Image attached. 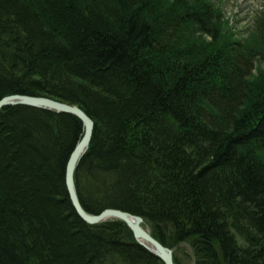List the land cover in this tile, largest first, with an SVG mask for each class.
I'll return each instance as SVG.
<instances>
[{"label":"trees","instance_id":"16d2710c","mask_svg":"<svg viewBox=\"0 0 264 264\" xmlns=\"http://www.w3.org/2000/svg\"><path fill=\"white\" fill-rule=\"evenodd\" d=\"M221 23L206 0H0V100L94 121L75 173L87 213L144 215L193 264H264V18L246 46ZM83 133L72 114L0 110V264H163L123 222L77 215L66 165Z\"/></svg>","mask_w":264,"mask_h":264},{"label":"water","instance_id":"95a60500","mask_svg":"<svg viewBox=\"0 0 264 264\" xmlns=\"http://www.w3.org/2000/svg\"><path fill=\"white\" fill-rule=\"evenodd\" d=\"M20 105L21 106L28 105L34 108L53 111L56 113L72 114L78 117L83 123L84 133L82 139L75 147L68 162L67 171H66V186H67L68 195L72 202V206L76 211L77 215L84 222H86L89 225H98L110 220H119L126 224V226L132 232L136 241H138L139 244H143L145 249H148L146 243L149 245L152 244V245L162 246L160 245L161 244L160 242L158 241L156 242L154 238L150 236V233L148 234L142 228L141 218L131 216L120 210H112V209L105 210L99 215H91L87 213L80 204L78 200V193L75 184V172L77 170V167L81 159L83 158V155L87 152L89 148L95 128L94 121L82 109L76 106H71L52 99L41 98V97H22V96L14 95V96L5 97L2 100H0V110L7 107L20 106ZM132 219L134 221H132ZM161 259L165 264H174L172 262V259L170 257H167V255L164 256L162 255Z\"/></svg>","mask_w":264,"mask_h":264},{"label":"rangeland","instance_id":"374dc122","mask_svg":"<svg viewBox=\"0 0 264 264\" xmlns=\"http://www.w3.org/2000/svg\"><path fill=\"white\" fill-rule=\"evenodd\" d=\"M174 1L172 0V2ZM210 1L213 2L212 5L215 6L221 18L222 23L219 31L223 33L225 39L227 41H241L246 46L247 44L244 43L248 41L244 40L252 36V31L255 29L254 20L257 12L264 9V0H208V3ZM253 47L261 50L262 45L256 44ZM253 75L256 79L258 77L264 78V56L257 59ZM187 264H193L192 256H188Z\"/></svg>","mask_w":264,"mask_h":264},{"label":"bare ground","instance_id":"6f19581e","mask_svg":"<svg viewBox=\"0 0 264 264\" xmlns=\"http://www.w3.org/2000/svg\"><path fill=\"white\" fill-rule=\"evenodd\" d=\"M208 2V0H206ZM211 3V4H210ZM210 5L213 4L212 1H210ZM218 5V4H216ZM213 6V5H212ZM214 9H215V6H213ZM216 10V9H215ZM217 14L219 15L218 11L216 10ZM256 19L254 21H256L258 18H264V12L263 10H260L257 12V15L255 17ZM195 38L199 39V41H203L206 39L207 41V35H205L203 33V27L199 26L197 27L196 31L194 32V35L190 34V37L188 38V40L191 42L192 40L195 41ZM209 39V38H208ZM218 46V45H217ZM257 62V60L255 61V63ZM255 63H254V69L253 71L255 70ZM253 71H252V75H253ZM22 97H32V96H22ZM21 106V105H20ZM23 106H28V105H23ZM28 107H32V106H28ZM85 155V154H84ZM83 155V157H84ZM69 162V161H68ZM68 166V163L67 165ZM66 171H67V167H66ZM77 190V189H76ZM78 200L80 202V196L78 195ZM71 201V200H70ZM72 203V202H71ZM81 204V202H80ZM126 213V212H125ZM129 214V213H127ZM131 216H134V217H139V216H135V215H132V214H129ZM139 218L142 219V228L149 234L150 233V236H152L154 238V240L157 242L158 240L152 235V230L149 226V224L147 223V218L142 215L140 216ZM132 221H134L132 219ZM135 239V238H134ZM136 240V239H135ZM138 242V241H137ZM159 242V241H158ZM206 244V243H205ZM142 247L143 244H140ZM146 245L148 246L146 250H148L150 252V254H152V256L158 258L163 264H165L162 259H161V256L163 255H167V257H170L172 259V262L174 264H184L186 263L187 259H188V256H194V253H195V250L193 247H191L188 243H184L183 245H178V246H175V247H168V246H165L163 244H160L162 246H159V245H152V244H147ZM212 244H210L209 246L211 247ZM213 246V245H212ZM145 248V247H144ZM220 250V248H218ZM170 251V252H169ZM158 253V254H157ZM159 255V256H158Z\"/></svg>","mask_w":264,"mask_h":264}]
</instances>
